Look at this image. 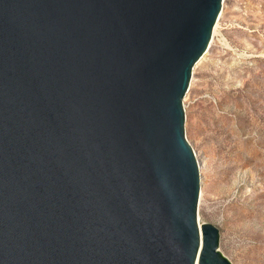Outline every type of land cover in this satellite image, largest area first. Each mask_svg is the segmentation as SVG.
<instances>
[{
	"label": "water",
	"instance_id": "95a60500",
	"mask_svg": "<svg viewBox=\"0 0 264 264\" xmlns=\"http://www.w3.org/2000/svg\"><path fill=\"white\" fill-rule=\"evenodd\" d=\"M222 1L0 0V264H232L182 102Z\"/></svg>",
	"mask_w": 264,
	"mask_h": 264
},
{
	"label": "rangeland",
	"instance_id": "374dc122",
	"mask_svg": "<svg viewBox=\"0 0 264 264\" xmlns=\"http://www.w3.org/2000/svg\"><path fill=\"white\" fill-rule=\"evenodd\" d=\"M220 13L183 98L203 165L197 219L232 264H264V0H223Z\"/></svg>",
	"mask_w": 264,
	"mask_h": 264
},
{
	"label": "bare ground",
	"instance_id": "6f19581e",
	"mask_svg": "<svg viewBox=\"0 0 264 264\" xmlns=\"http://www.w3.org/2000/svg\"><path fill=\"white\" fill-rule=\"evenodd\" d=\"M220 17H221V13H219L218 19L216 20V23L214 24V27H213V30H212V37L214 36V32L216 31V28L218 27V22H219ZM211 41H212V39H211ZM207 52H208V49L204 53V55L198 60V62L195 64L194 68L198 64H200L202 62V60L205 58ZM194 68H193V70H194ZM191 81H192V79H191ZM191 81H190L189 87L191 86ZM184 102H185V99L183 100V107L185 108ZM194 154H195V157H196L197 163H198V168H199V172H200V181H202V168H203V165H202V162L200 161V159L198 157V154L196 153L195 150H194ZM201 192H202V182L200 183V193ZM198 222H200L199 219H198Z\"/></svg>",
	"mask_w": 264,
	"mask_h": 264
}]
</instances>
